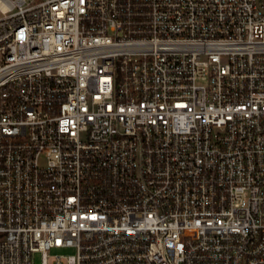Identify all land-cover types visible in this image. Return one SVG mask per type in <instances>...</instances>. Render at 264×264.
<instances>
[{
    "label": "built area",
    "instance_id": "built-area-1",
    "mask_svg": "<svg viewBox=\"0 0 264 264\" xmlns=\"http://www.w3.org/2000/svg\"><path fill=\"white\" fill-rule=\"evenodd\" d=\"M0 14V264H264V0Z\"/></svg>",
    "mask_w": 264,
    "mask_h": 264
},
{
    "label": "rangeland",
    "instance_id": "rangeland-1",
    "mask_svg": "<svg viewBox=\"0 0 264 264\" xmlns=\"http://www.w3.org/2000/svg\"><path fill=\"white\" fill-rule=\"evenodd\" d=\"M1 15V14H0ZM74 250L73 249H52L51 253L54 254H70L73 253ZM35 264H41V255L40 253H37L35 255Z\"/></svg>",
    "mask_w": 264,
    "mask_h": 264
}]
</instances>
